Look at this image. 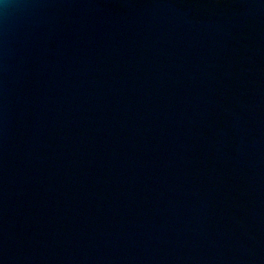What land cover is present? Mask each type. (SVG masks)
I'll use <instances>...</instances> for the list:
<instances>
[{
    "label": "water",
    "instance_id": "water-1",
    "mask_svg": "<svg viewBox=\"0 0 264 264\" xmlns=\"http://www.w3.org/2000/svg\"><path fill=\"white\" fill-rule=\"evenodd\" d=\"M0 264H264V0H0Z\"/></svg>",
    "mask_w": 264,
    "mask_h": 264
}]
</instances>
